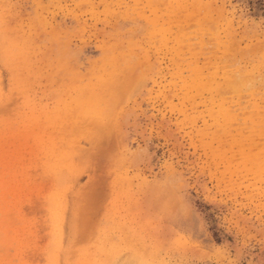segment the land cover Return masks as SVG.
Here are the masks:
<instances>
[{
    "label": "rangeland",
    "instance_id": "374dc122",
    "mask_svg": "<svg viewBox=\"0 0 264 264\" xmlns=\"http://www.w3.org/2000/svg\"><path fill=\"white\" fill-rule=\"evenodd\" d=\"M0 93L84 165L74 261L264 264V0H0Z\"/></svg>",
    "mask_w": 264,
    "mask_h": 264
},
{
    "label": "bare ground",
    "instance_id": "6f19581e",
    "mask_svg": "<svg viewBox=\"0 0 264 264\" xmlns=\"http://www.w3.org/2000/svg\"><path fill=\"white\" fill-rule=\"evenodd\" d=\"M2 122L5 128L0 127V264H89L81 259L74 261L72 256L74 239L81 234L80 192L74 197L70 229L66 232L58 226L67 205V190L76 184L84 165H75L73 159H65V151L53 148L44 154L53 160L45 165L54 176L50 185L46 184L39 174L42 167L38 135L23 127L13 130L7 119ZM40 210L47 212L49 228L41 227L42 221L36 217ZM41 232L44 237L39 244Z\"/></svg>",
    "mask_w": 264,
    "mask_h": 264
}]
</instances>
